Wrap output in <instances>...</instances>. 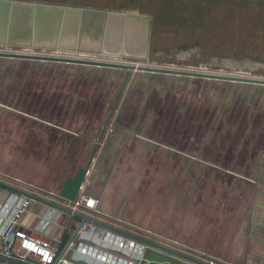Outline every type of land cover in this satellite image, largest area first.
I'll list each match as a JSON object with an SVG mask.
<instances>
[{
  "label": "rangeland",
  "instance_id": "374dc122",
  "mask_svg": "<svg viewBox=\"0 0 264 264\" xmlns=\"http://www.w3.org/2000/svg\"><path fill=\"white\" fill-rule=\"evenodd\" d=\"M29 1L149 14L148 60L124 63L264 79V0ZM15 59H0V169L57 193L87 163L120 80L99 68ZM48 68L78 72L75 80L62 78L64 86L26 76ZM175 76L139 74L126 82L83 192L100 191L105 180L101 198L94 196L99 210L151 230L143 236L162 246L170 239L161 235L232 259L250 200L264 193V91L243 101L241 89L236 95L206 78ZM135 89L143 93L137 101L130 99ZM20 136L30 140H3ZM68 221L66 215L60 223L68 224L63 242L76 227ZM146 247L147 254L169 255ZM154 254L153 264H164Z\"/></svg>",
  "mask_w": 264,
  "mask_h": 264
},
{
  "label": "water",
  "instance_id": "95a60500",
  "mask_svg": "<svg viewBox=\"0 0 264 264\" xmlns=\"http://www.w3.org/2000/svg\"><path fill=\"white\" fill-rule=\"evenodd\" d=\"M150 34L151 16L145 13L29 0H0V47L52 51L57 54L40 55L0 51V57L90 65L124 71L115 101L101 128L88 161L84 166L77 167L74 174L64 180L59 189L61 197L74 200L77 196L79 188L91 167L98 143L101 141L110 121L114 104L121 95L126 82L129 81L130 86L135 76L151 74L155 78L159 74H166L264 86V79L260 78L172 69L145 64L135 66L121 61L122 59L148 60ZM0 186L30 197L41 204L53 206L67 214L70 213V209L66 207L64 208L39 195L1 180ZM73 215L80 220L79 226L85 222H92L128 234L89 215L80 212H74ZM130 236L157 246L147 239L135 235ZM177 254L193 263L203 264L192 257ZM143 262L142 260L140 263L143 264Z\"/></svg>",
  "mask_w": 264,
  "mask_h": 264
},
{
  "label": "built area",
  "instance_id": "2783aa9c",
  "mask_svg": "<svg viewBox=\"0 0 264 264\" xmlns=\"http://www.w3.org/2000/svg\"><path fill=\"white\" fill-rule=\"evenodd\" d=\"M0 51L57 55L52 51H37L25 48L0 47ZM128 63L135 66L140 65L138 61ZM23 190L39 195L64 208L66 207L70 209V213L67 214L63 210L47 205L49 211H47L40 224L27 232L21 226L20 221L23 214L27 211L29 204L35 200L25 195L11 192L7 199L0 204V264H73L75 261L73 254L65 256L64 253H58L59 239L51 236V233L57 225L60 216L68 215L69 218H73L74 212L89 215L104 223L113 225L128 234L117 232L92 222H85L79 226L78 222L73 237L65 248L66 250L71 248L72 251L75 250L81 252L82 255L85 254L90 260H97L99 263L104 264H139L142 260L145 261L149 250H147L146 245L149 244L130 235L146 239L143 235L148 232L134 226L124 225L119 220L102 215L98 208V198L84 193L83 184L80 186L74 200L61 197L59 192L44 191L41 188L29 187L27 185ZM72 222L74 221L72 220ZM67 226L68 224L61 228V232H65ZM33 233L36 236L32 235ZM167 242L172 245L175 244L170 240H167ZM169 243L164 246L161 243H155L157 246L151 245V247L161 248L163 249L162 251L167 252L169 254L167 256H164L162 253L158 254L167 258L171 264H196L184 259L177 253L192 257L203 264H226L216 257L194 251L184 245L176 244L178 247L175 245L173 247Z\"/></svg>",
  "mask_w": 264,
  "mask_h": 264
},
{
  "label": "crops",
  "instance_id": "0c3cea01",
  "mask_svg": "<svg viewBox=\"0 0 264 264\" xmlns=\"http://www.w3.org/2000/svg\"><path fill=\"white\" fill-rule=\"evenodd\" d=\"M0 59L7 60V58H4V57H0ZM15 60H22V59H15ZM51 64L71 65V63H62V62H53ZM73 66H87V67L89 66V67L99 68L100 71L105 72V73H108V71L111 73L115 72L117 74L118 80H120V83H121L122 76L124 74L123 70L113 69V68L97 67V66L81 65V64H76ZM74 72H73L74 74H70V71H68V72L64 71V70L58 71L56 69H51V68L49 69L48 68L46 70L32 72L31 74L26 75V76L28 78H41L43 85H46V86H49L54 78H57V80H56L57 82H54V83L64 86L65 83L62 82L61 79L67 78V79L75 80V78H76L75 74H77L76 72H78V71L75 70ZM111 89H112V85H111ZM56 126H60V125L56 124ZM65 132H68V131H65ZM68 133L73 135L71 132H68ZM74 136H75V134H74ZM22 137L23 136L7 137V138L5 137V139H3V140L13 141V142L14 141H22L24 139ZM30 138H31V136H30ZM29 140H30L29 138L24 139V141H26V142ZM21 175L19 176V175H16V173H14V172H9V171L0 169V180L7 183V184L13 185V186L21 188V189L26 187V185L29 187L39 188L38 186L32 184L31 182H29L26 178H24ZM69 176H66L64 178V180ZM64 180H63V182H64ZM63 182H62V184H63ZM102 184L103 185L101 186V188L105 186V180H102ZM120 185H121V183H120ZM101 188H100V191L92 190V188H91L90 193L93 196H96L100 199L101 198L100 194H102ZM258 189H259L258 184L257 185L255 184V190H258ZM11 192H13V191L0 186V204L3 203L7 199V197L9 196V194ZM258 195L262 198L258 199ZM250 202H251V209H250L251 213L249 216V220H246V222L244 221L245 222V233H242L240 235V237L238 236L237 237L238 244H234V245H237V249H236L237 251L235 253H233V256H235V257L232 259H229L227 257H224L223 255L218 256L215 254L212 255V257H216L220 261H222L223 263H226V264H264V193H255L253 199H251ZM101 206H102V204H101ZM47 207L48 206L45 204H41L39 202L32 201L29 204L27 211L21 217V221H20L21 226L24 227V229H26L27 232L30 229L36 228L40 224L43 217L47 214V211H49L47 209ZM99 212L102 215L108 216V217L115 219V220H119L120 222L124 223V225L134 226V227H137L141 230H149L147 228H141L142 226H139L138 224L130 221L127 218L116 216V215H113L112 213L110 214L107 210L101 209V210H99ZM63 218H65V216L59 217L58 223L55 226V228L53 227L54 229L52 230V233H51V236L57 237L59 239V243H58L59 252L58 253L59 254L64 253L65 256H69V254L70 255L73 254V257L75 258V261L73 262V264H104V263H99V261H97V260L96 261H94L93 259L90 260V258L87 257L85 254L82 255L81 252H78L75 250L72 251L71 248L67 249V250L65 249L67 244L69 243V240L73 237L74 231L72 232L68 241L63 242L62 236H63L64 232H61V227H60V223L63 220ZM73 218L72 217L69 218V222H72V220L74 221L72 223H75V224H78V222H80V220L77 217L74 216ZM149 231H151V230H149ZM32 235L36 236V234H34V233ZM161 236L165 237V238H169L170 240H172L171 237L163 236V235H161ZM225 241H226V244L230 246L229 248H231L232 244H230V240H228L226 238ZM188 247L191 248L190 246H188ZM201 251H203L202 253H209V252H206L204 250H201ZM197 252H199V251H197ZM149 254H154V253L146 254V258H145V261L143 262V264L156 263L152 260V257H148ZM154 255H156V254H154ZM156 256L163 258L164 261L162 263L171 264L167 258H164L158 254ZM139 264H141V263L139 262Z\"/></svg>",
  "mask_w": 264,
  "mask_h": 264
},
{
  "label": "trees",
  "instance_id": "16d2710c",
  "mask_svg": "<svg viewBox=\"0 0 264 264\" xmlns=\"http://www.w3.org/2000/svg\"><path fill=\"white\" fill-rule=\"evenodd\" d=\"M177 76V75H176ZM175 76V77H176ZM178 77V76H177ZM193 78H198V77H193ZM207 81L210 84H217L220 86H227L228 88H234L236 89L235 94L237 95L239 90L241 89V92H243L241 100L245 101L248 100L250 97H253V95L255 94L256 91L259 92V90L264 91V86L263 85H258V84H251V83H242V82H228V81H223V80H217V79H207ZM140 84V83H139ZM143 86V85H142ZM226 95L230 94L231 92H225ZM234 94V96L231 99V102L233 100V102L236 101V95ZM143 95V93L140 91V89H135V91L130 95V99H133L137 101V99H139L141 96ZM227 109H229L228 106H226ZM130 112L133 113H137V108H133L130 109Z\"/></svg>",
  "mask_w": 264,
  "mask_h": 264
},
{
  "label": "flooded vegetation",
  "instance_id": "af4514ba",
  "mask_svg": "<svg viewBox=\"0 0 264 264\" xmlns=\"http://www.w3.org/2000/svg\"><path fill=\"white\" fill-rule=\"evenodd\" d=\"M135 80V79H134Z\"/></svg>",
  "mask_w": 264,
  "mask_h": 264
}]
</instances>
